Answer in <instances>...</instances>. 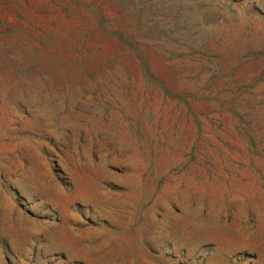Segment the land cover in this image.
<instances>
[{"label": "rangeland", "instance_id": "rangeland-1", "mask_svg": "<svg viewBox=\"0 0 264 264\" xmlns=\"http://www.w3.org/2000/svg\"><path fill=\"white\" fill-rule=\"evenodd\" d=\"M0 264H264V0H0Z\"/></svg>", "mask_w": 264, "mask_h": 264}]
</instances>
